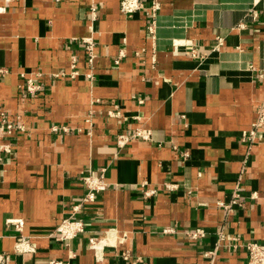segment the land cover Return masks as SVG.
Wrapping results in <instances>:
<instances>
[{"label":"crops","instance_id":"crops-1","mask_svg":"<svg viewBox=\"0 0 264 264\" xmlns=\"http://www.w3.org/2000/svg\"><path fill=\"white\" fill-rule=\"evenodd\" d=\"M159 2L152 38L150 16L119 0H0L2 264H247L227 238L264 242V130L243 137L264 97V0ZM138 126L150 138L118 145ZM102 168L106 189L74 211L82 177ZM72 212L85 228L66 244L53 231Z\"/></svg>","mask_w":264,"mask_h":264},{"label":"built area","instance_id":"built-area-1","mask_svg":"<svg viewBox=\"0 0 264 264\" xmlns=\"http://www.w3.org/2000/svg\"><path fill=\"white\" fill-rule=\"evenodd\" d=\"M160 7L159 0H119V8L120 11L125 15H132L135 12L144 11L145 14L149 15L151 18V23L147 25V29L149 31V34L152 36V38L155 37V18L158 13ZM89 15H90V24L89 28L93 32V24L92 22L98 18V6L96 3H91L89 5ZM82 47L85 50L86 53V60L87 63L91 66L93 64V60L96 56V43L93 37V34H90L88 36L82 37ZM195 49H192V52L194 53ZM123 55L122 51H119V54L114 59L115 62H119L120 57ZM75 58H72V68L70 71L71 75H75L78 73L77 69L75 68ZM259 77L261 79H264V70H261L259 72ZM86 76L93 77V74L91 71L86 73ZM25 87L28 91H33L36 88L39 87L31 77H28L25 82ZM108 113L110 115H119L120 109L117 105H115L114 108H111L108 110ZM94 116L93 110H90L88 114L86 115L85 120L88 122H91V118ZM3 122V121H2ZM5 126L8 129V131H11V129L15 127L22 128V124L14 123L13 121H10L9 119L5 121ZM66 130L65 128H63ZM264 130V97L261 98L259 103L256 106V117L254 121L252 122V125L247 133L243 135L244 139L249 140L251 142L255 141L258 133L260 131ZM151 130L146 127L138 126L134 129V131L131 134H124L119 133L117 135V143L118 145H124L126 144L132 137H140L142 139H148L150 138ZM186 154V153H184ZM83 185L85 188V193L82 198V201L75 205L74 211H77L81 205L92 202L95 199V196L98 192L101 190L106 189L108 183L105 179L104 175V168H102L97 173H87L82 177ZM143 189L142 194L143 197L147 198L150 197L155 193L154 187L147 186L146 181H143L142 183ZM224 207H230L228 204L220 203ZM16 223V226L18 228H21L23 221L21 219H11ZM85 228V223L83 218L76 217L74 213L72 212L69 216L63 217L60 222L56 225L53 234L55 237L63 241L64 243L68 244L71 239H73L78 233L82 232ZM170 230V228L165 227L164 231ZM111 231H107V235L109 236ZM205 231L201 228H195L193 230L187 231V235L191 237L192 239L200 238L204 236ZM217 242V246L221 245L222 241L225 238H227L223 233H220ZM28 237L20 235L17 244L16 249L18 250H26V247L24 245L28 243ZM102 240H98L95 237L89 238V247L94 250L96 253L101 248ZM228 244L237 247L241 246L247 257V264H264V242L261 241H240L236 237H228L227 238ZM9 258L8 254H5L3 252H0V264L5 263ZM60 261L51 260L49 261V264H59Z\"/></svg>","mask_w":264,"mask_h":264}]
</instances>
